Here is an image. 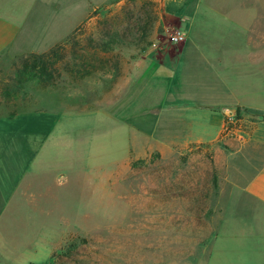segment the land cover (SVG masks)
<instances>
[{
	"label": "crops",
	"instance_id": "obj_1",
	"mask_svg": "<svg viewBox=\"0 0 264 264\" xmlns=\"http://www.w3.org/2000/svg\"><path fill=\"white\" fill-rule=\"evenodd\" d=\"M183 3L176 14L163 4L186 34L178 53L148 50L125 63L120 79L129 86L119 96L118 83L105 93L107 118L148 77L154 100L141 114H153L154 124L147 131L141 127V135L152 137L159 151L206 147L222 176L219 234L209 241L203 264H264V0ZM65 5L66 0H0V56L45 53L93 19L90 11L100 6L89 2L87 12L69 18L62 30L68 23L62 17ZM192 54L183 76L182 60ZM167 55L178 56L173 66ZM89 108L94 107L75 115ZM231 111L238 127L225 126ZM61 119L46 110L0 117V136L22 142L0 145V264L47 263L66 247L63 204L77 201L76 192L82 191L66 154L83 152L47 145Z\"/></svg>",
	"mask_w": 264,
	"mask_h": 264
},
{
	"label": "rangeland",
	"instance_id": "obj_2",
	"mask_svg": "<svg viewBox=\"0 0 264 264\" xmlns=\"http://www.w3.org/2000/svg\"><path fill=\"white\" fill-rule=\"evenodd\" d=\"M114 1L66 0L62 17L68 23H62L61 29L69 27V18L83 16L90 2L100 6L94 11L96 19L84 20V34L94 33L97 20L119 14L126 2L109 4ZM186 1L127 3L133 5V12L148 6L147 2L153 3L150 17L156 20L146 51L178 53L181 44L170 40L178 22L164 13L163 4L165 11L176 14ZM58 20L54 22L59 25ZM188 31L190 36L195 32ZM119 53L129 64L139 55L132 48L120 49ZM19 56L8 52L0 56V117L43 110L61 114L47 145L59 143L83 152L82 157L66 154L68 170L76 172L77 184L82 185L81 194L76 192L77 201L63 204L67 228L60 227L67 232L66 247L42 264H203L212 248L209 241L219 234L218 201L225 190L222 176L206 147L159 151L152 137L141 135V127L147 131L154 124L153 114H141V109L154 100L150 95L153 82L146 77L111 118H107L108 106L89 108L77 116L79 112L59 99L57 88L44 91L32 76L16 84ZM177 57L167 55L166 63L173 66ZM194 57L183 58V76ZM128 82L118 80V96L128 88ZM239 124L236 118L229 127ZM4 136H0V145L22 144L19 138L8 142Z\"/></svg>",
	"mask_w": 264,
	"mask_h": 264
},
{
	"label": "trees",
	"instance_id": "obj_3",
	"mask_svg": "<svg viewBox=\"0 0 264 264\" xmlns=\"http://www.w3.org/2000/svg\"><path fill=\"white\" fill-rule=\"evenodd\" d=\"M129 2L135 0H126L119 14L97 20L94 33L85 36L83 24L49 51L19 56L16 84L32 76L44 91L57 88L59 99L76 111L109 106L103 97L117 84L125 64L120 49L144 53L151 45L149 37L156 20L150 17L152 2L136 12ZM95 12L90 19L97 18Z\"/></svg>",
	"mask_w": 264,
	"mask_h": 264
},
{
	"label": "built area",
	"instance_id": "obj_4",
	"mask_svg": "<svg viewBox=\"0 0 264 264\" xmlns=\"http://www.w3.org/2000/svg\"><path fill=\"white\" fill-rule=\"evenodd\" d=\"M174 37H175L176 42L173 41ZM185 39H186V34L180 31L179 29L174 30L170 34V40L173 44H182L184 43ZM226 117H227V120H226L225 126L230 128L229 126L233 125L236 120V114L233 111H231L226 115Z\"/></svg>",
	"mask_w": 264,
	"mask_h": 264
},
{
	"label": "clouds",
	"instance_id": "obj_5",
	"mask_svg": "<svg viewBox=\"0 0 264 264\" xmlns=\"http://www.w3.org/2000/svg\"><path fill=\"white\" fill-rule=\"evenodd\" d=\"M173 41L176 42L175 37L173 38Z\"/></svg>",
	"mask_w": 264,
	"mask_h": 264
}]
</instances>
